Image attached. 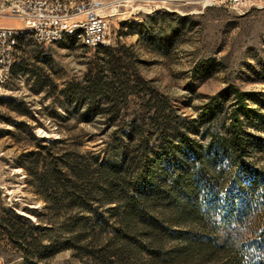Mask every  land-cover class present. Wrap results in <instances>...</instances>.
Listing matches in <instances>:
<instances>
[{
    "label": "trees",
    "instance_id": "16d2710c",
    "mask_svg": "<svg viewBox=\"0 0 264 264\" xmlns=\"http://www.w3.org/2000/svg\"><path fill=\"white\" fill-rule=\"evenodd\" d=\"M104 48L108 67L97 64L84 81L62 89L85 115L100 113L113 123L105 129L104 153L43 146L24 154L22 165L46 215L28 230V219L11 211L0 218L7 237L40 259L59 246L98 263L144 253L155 260L173 240L183 248L172 258L187 260L198 251L200 261L264 264V177L255 170L249 183L237 178L248 173V94L231 87L229 112L211 96L196 119L184 117L119 55L121 47ZM132 97L146 103L131 110ZM222 123H228L226 136ZM185 149L190 156L180 161ZM163 160L171 166L151 184V164ZM208 211L216 214L210 226Z\"/></svg>",
    "mask_w": 264,
    "mask_h": 264
},
{
    "label": "rangeland",
    "instance_id": "374dc122",
    "mask_svg": "<svg viewBox=\"0 0 264 264\" xmlns=\"http://www.w3.org/2000/svg\"><path fill=\"white\" fill-rule=\"evenodd\" d=\"M60 1L102 2L99 12L108 23L105 43L88 47L69 40L41 45L31 36L20 38L9 93L0 92V218L13 211L28 219L24 220L28 230L29 224L37 226L44 221L46 203L29 183L22 165L24 154L43 146L55 151L79 148L104 153L105 132L113 123L100 113L85 115L62 92L67 84L84 81L97 64L108 67L104 47H121L119 55L133 62L138 74L167 95L184 117L196 119L211 96H219L229 112L235 97L227 91L235 87L247 93L252 111L244 118L243 127L251 148L245 159L248 173L237 178L249 183L255 170L264 177V0ZM0 25L18 27L22 22L0 18ZM145 103L132 97L128 106L135 110ZM227 124L220 128L225 136ZM189 156L185 149L178 159L185 161ZM170 162L163 160L157 165L153 161L151 184L170 168ZM207 219L208 226L212 225L215 212H209ZM7 230L0 225V264H224L200 261L198 251L187 260L172 258L175 248H183L182 242L173 240L155 260L144 253L136 259L98 263L83 252L59 246L45 259L27 257L19 241L7 237Z\"/></svg>",
    "mask_w": 264,
    "mask_h": 264
},
{
    "label": "built area",
    "instance_id": "2783aa9c",
    "mask_svg": "<svg viewBox=\"0 0 264 264\" xmlns=\"http://www.w3.org/2000/svg\"><path fill=\"white\" fill-rule=\"evenodd\" d=\"M103 3L91 1L81 7L62 8L58 4H44V0H9L6 14L0 18H15L21 26L0 25V92L9 93L8 85L12 76V65L17 50L12 49L14 31L24 26H36L41 34V45L55 43L53 33L61 32L62 26L87 25L92 47L96 39H105L108 23L99 10Z\"/></svg>",
    "mask_w": 264,
    "mask_h": 264
},
{
    "label": "bare ground",
    "instance_id": "6f19581e",
    "mask_svg": "<svg viewBox=\"0 0 264 264\" xmlns=\"http://www.w3.org/2000/svg\"><path fill=\"white\" fill-rule=\"evenodd\" d=\"M18 1V0H11ZM85 2L76 4H64L60 0H44V4H58L62 8H75L81 7ZM9 8V0H0V14H6ZM31 36L37 42L41 43V34H37L36 26H24L17 28L14 31V40L12 42V49L17 50L19 40L22 37ZM69 40H75L84 46L92 47V40L89 38V27L87 25H75V26H62L61 32L53 33V41L65 42ZM105 39H96L94 41V47L104 44Z\"/></svg>",
    "mask_w": 264,
    "mask_h": 264
}]
</instances>
